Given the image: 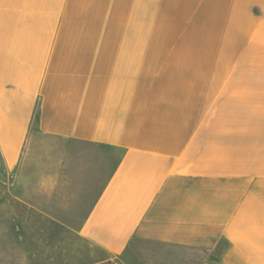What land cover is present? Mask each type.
I'll return each instance as SVG.
<instances>
[{
    "label": "crops",
    "instance_id": "1",
    "mask_svg": "<svg viewBox=\"0 0 264 264\" xmlns=\"http://www.w3.org/2000/svg\"><path fill=\"white\" fill-rule=\"evenodd\" d=\"M0 217V264H264V0H0Z\"/></svg>",
    "mask_w": 264,
    "mask_h": 264
},
{
    "label": "rangeland",
    "instance_id": "2",
    "mask_svg": "<svg viewBox=\"0 0 264 264\" xmlns=\"http://www.w3.org/2000/svg\"><path fill=\"white\" fill-rule=\"evenodd\" d=\"M7 219V218H6ZM6 219L4 220V218L0 217V244H5V247L3 249V253H5L6 255H9L10 257H12V252L13 249L15 248V246L17 245V241H18V233L14 231V229L12 228V226L10 224H8V222H6ZM38 219H42V222L46 220V218H38ZM38 247H35L34 250H32L34 253L37 252ZM84 252V262H88L90 260H92V254L94 252V249H92V247L88 244H84V248L82 250ZM27 254L28 256H31L32 254L30 253V255ZM58 257H61L60 252H58L57 254H55ZM124 257H122V261L119 262V264H124ZM70 262L74 261L73 258L69 257ZM81 262V260H78V262ZM108 262L105 263H101V264H107ZM70 264H75V263H70Z\"/></svg>",
    "mask_w": 264,
    "mask_h": 264
}]
</instances>
